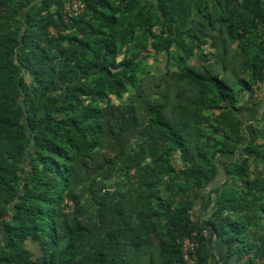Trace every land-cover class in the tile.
Masks as SVG:
<instances>
[{
    "label": "trees",
    "instance_id": "16d2710c",
    "mask_svg": "<svg viewBox=\"0 0 264 264\" xmlns=\"http://www.w3.org/2000/svg\"><path fill=\"white\" fill-rule=\"evenodd\" d=\"M72 2L0 0V264H264V0Z\"/></svg>",
    "mask_w": 264,
    "mask_h": 264
},
{
    "label": "rangeland",
    "instance_id": "374dc122",
    "mask_svg": "<svg viewBox=\"0 0 264 264\" xmlns=\"http://www.w3.org/2000/svg\"><path fill=\"white\" fill-rule=\"evenodd\" d=\"M168 59H169V56L166 53L165 54H162V55H159L157 58L151 57L149 59V65L150 66H153L154 70L156 71L154 74H157L159 77H161L162 74L165 73V71L168 69V65L167 64L168 63H171L170 61H168ZM153 68H151L152 71H153ZM172 69L173 70H176L175 65H173L172 68L170 69V71L173 72ZM260 99H261V97H260ZM246 101H247V96L239 104H241V105L242 104H245ZM115 102H117V101L115 100ZM263 107L264 106H260L259 107V109H258V115H259V110L262 109ZM246 113H247L246 114V116H247L249 114V111L246 112ZM253 122H254V119L252 120L251 123H253ZM260 126H263L262 123H260ZM204 197H205L204 200H203L204 202H202V204H199L198 207H197L198 210H199V212L197 213V211H196V213H195L196 216H200L202 214L201 216L203 218L207 217V214L205 215L206 212L203 211V210H208L207 212H209V209H210V207L212 205L211 201L213 199L212 195L210 196L209 192Z\"/></svg>",
    "mask_w": 264,
    "mask_h": 264
},
{
    "label": "built area",
    "instance_id": "2783aa9c",
    "mask_svg": "<svg viewBox=\"0 0 264 264\" xmlns=\"http://www.w3.org/2000/svg\"><path fill=\"white\" fill-rule=\"evenodd\" d=\"M68 7V10H71L74 13H79L83 10V6L80 4L79 0H73L72 4ZM196 246L197 245L189 239L185 240L183 244V258L186 261V264H196Z\"/></svg>",
    "mask_w": 264,
    "mask_h": 264
}]
</instances>
